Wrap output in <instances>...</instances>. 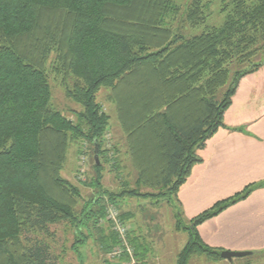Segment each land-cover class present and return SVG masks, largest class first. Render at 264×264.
<instances>
[{"label":"trees","instance_id":"1","mask_svg":"<svg viewBox=\"0 0 264 264\" xmlns=\"http://www.w3.org/2000/svg\"><path fill=\"white\" fill-rule=\"evenodd\" d=\"M208 8L206 0L189 2L181 23L204 28L185 37L169 24L180 16L172 0H0V264H58L50 226L73 224L79 238L106 216V206L93 209L100 197L76 213L78 188L62 176L70 144L86 141L104 154L101 89L127 137L136 186L157 191L126 194L177 205L216 134L243 130L224 118L264 66V0H233L218 27L207 25ZM51 75L81 107L75 121L54 106ZM253 187L189 222L177 212L175 227L188 241L176 264L194 256L221 261L223 251L205 243L210 221ZM103 233L107 251L118 239ZM129 240L133 246L131 233Z\"/></svg>","mask_w":264,"mask_h":264},{"label":"rangeland","instance_id":"2","mask_svg":"<svg viewBox=\"0 0 264 264\" xmlns=\"http://www.w3.org/2000/svg\"><path fill=\"white\" fill-rule=\"evenodd\" d=\"M172 1L180 10V16L169 20L171 28L175 27L173 31H180L185 37L199 34L204 27L193 29L187 24H182L180 20L191 0ZM206 1L209 2L208 12H210L207 25L221 26L226 16L222 9L233 0ZM50 77L54 106L69 119L75 121L73 111H80L81 107L68 100L59 83L54 80L52 75ZM253 77L255 82L253 90L251 91L245 84L240 90V95L234 97V100L238 102L234 120L238 122H242L246 117L264 112V66ZM258 81L260 84L256 83ZM226 88L227 85L221 88L219 93H223ZM108 95V90L101 89L96 97L102 111L109 116L108 130L103 137L104 154L98 155L99 163L96 164L94 160L95 145L86 141L72 143L68 149V161L62 171V176L78 188L80 196L76 213H80L79 211L87 201L98 197L102 200L93 209L106 206L107 211L108 207L113 206L118 211L120 220L129 225L131 229L128 232L127 242L129 248L133 250V260L124 253L114 259L110 257V252L118 243L114 244L110 250H104V231L108 235L109 233L114 234L117 238V234L106 216L98 222L96 227L89 224L82 230V235L79 238H77V229L73 224L63 222L50 226V230L54 234V238L50 242L52 253L58 257V264H176L178 253L188 241V234L175 227L177 209L173 203L174 200L168 204L167 197H143L126 194V191L136 188L140 193H157V191L136 186L138 171L133 166L127 146V137L120 128L115 105L107 98ZM226 119L225 115L224 122ZM235 128L242 127L239 125ZM95 165L101 166L99 171H96ZM97 175H100L98 180ZM109 193L114 197L113 204L107 201ZM121 215L125 218H122ZM130 233H133L135 239L134 247L129 240ZM117 241L119 242V239ZM136 253L138 257L134 255ZM244 259L235 258L233 264L243 263ZM217 263L211 262L205 257L194 256L187 264Z\"/></svg>","mask_w":264,"mask_h":264},{"label":"crops","instance_id":"3","mask_svg":"<svg viewBox=\"0 0 264 264\" xmlns=\"http://www.w3.org/2000/svg\"><path fill=\"white\" fill-rule=\"evenodd\" d=\"M236 109L226 114V124L240 125L243 130L216 134L200 153L204 162L193 167L179 188L175 206L182 221L189 222L217 202L253 185L247 195L210 221L205 243L222 251L249 252L240 264H264V112L238 122L234 120ZM217 262L233 264L223 259Z\"/></svg>","mask_w":264,"mask_h":264},{"label":"built area","instance_id":"4","mask_svg":"<svg viewBox=\"0 0 264 264\" xmlns=\"http://www.w3.org/2000/svg\"><path fill=\"white\" fill-rule=\"evenodd\" d=\"M82 160L84 161V158H82ZM106 219L111 223L115 233L117 234V238L119 239L118 244L114 246L110 252V257L114 259L115 257L120 256V254L124 253L133 260V250L129 248L127 242L129 226L120 220L118 211L113 206L107 208Z\"/></svg>","mask_w":264,"mask_h":264},{"label":"water","instance_id":"5","mask_svg":"<svg viewBox=\"0 0 264 264\" xmlns=\"http://www.w3.org/2000/svg\"><path fill=\"white\" fill-rule=\"evenodd\" d=\"M94 160H95L96 164L99 163V161H98V150H97L96 147H95V150H94ZM249 255H250L249 252L223 251V252L220 253L221 259L226 260L228 262H232L233 259H235V258H243V257L249 256Z\"/></svg>","mask_w":264,"mask_h":264}]
</instances>
